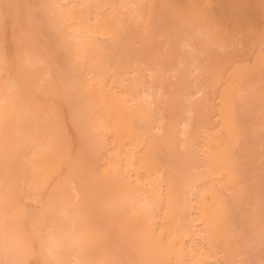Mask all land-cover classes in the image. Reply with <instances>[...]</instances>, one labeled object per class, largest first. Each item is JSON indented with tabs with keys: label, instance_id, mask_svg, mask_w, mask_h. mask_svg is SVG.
I'll list each match as a JSON object with an SVG mask.
<instances>
[{
	"label": "bare ground",
	"instance_id": "bare-ground-1",
	"mask_svg": "<svg viewBox=\"0 0 264 264\" xmlns=\"http://www.w3.org/2000/svg\"><path fill=\"white\" fill-rule=\"evenodd\" d=\"M218 0V14L229 20L252 26L257 32L256 15L251 0ZM55 3L87 2L123 5L101 10L75 30L66 29L55 44H41L43 64L36 69L49 78L47 105L58 110L68 143L66 151L46 154L44 172L49 179L61 174L72 176L70 182L58 185L57 208L72 203L84 186L72 170L73 153L80 147V129L74 119V105L66 95V86L80 82L90 84L98 118L105 127L97 133L98 142L107 150L104 180L94 191L97 205L88 223L73 225L69 215L50 213L52 236L57 241V255L66 261H88L102 257L94 240L120 247H134L142 260L157 264H233L246 257L252 264L264 258V171L260 160V123L241 132L243 115L241 94L253 98L259 113L264 88V66L259 45L249 49L241 63L227 69L214 58H205L198 74L183 69L175 75L154 74L148 98L140 89L134 104L125 103L121 95L128 74L151 63L153 57H164L169 42L170 25L158 24L161 11H172L173 24L187 21L207 28L208 20L199 9L179 6L213 4L214 0H53ZM176 5L174 10L132 8L131 5ZM240 15V17L238 16ZM70 23V21H68ZM108 41L109 47L89 45L90 55L76 59L63 46L73 48V35ZM115 37L121 41L113 44ZM44 40L43 34L38 38ZM11 40V37H10ZM172 51H175L173 44ZM138 80L149 79L141 71ZM198 89V92H197ZM197 92L195 99L193 93ZM15 101V91L7 71L0 67V249L7 234L9 242L23 243L29 238L30 202H21L17 194L19 170L30 167L22 157L10 165L6 183L3 161L4 117ZM20 124L9 121L13 144L22 139L30 125L19 113ZM249 139L255 144L250 158ZM35 159V158H33ZM75 184V187L73 186ZM129 185L151 201L156 214L145 226L143 216L131 212L113 214L104 205L130 195ZM198 193L193 201L191 190ZM10 209L9 221L4 208ZM31 207H35L32 203ZM204 226L199 233L190 234ZM71 237L72 239H69ZM198 241L199 243H196ZM2 258V251H0Z\"/></svg>",
	"mask_w": 264,
	"mask_h": 264
},
{
	"label": "snow or ice",
	"instance_id": "snow-or-ice-1",
	"mask_svg": "<svg viewBox=\"0 0 264 264\" xmlns=\"http://www.w3.org/2000/svg\"><path fill=\"white\" fill-rule=\"evenodd\" d=\"M124 7L114 4H93L87 2L55 3L53 0H0V67L8 72L10 84L15 91V101L4 117L3 161L6 173V183H10L7 173L14 160L23 158L30 165L27 169L18 171L20 184L17 194L21 202H30L26 211L31 213V229L29 238L23 243L9 242L6 234L2 249L0 264H157L154 261L142 260L134 247H120L103 240H94L93 244L102 257L88 261H66L56 252L57 241L52 236L50 213L55 209L57 215L68 216L71 212L73 225L86 224L92 214L97 211L94 191L101 186L104 176L102 169L106 168L107 150L104 143L98 142L97 133L105 127V122L98 118L92 97L88 95L89 83L80 82L75 86H66V95L73 103L74 119L80 129V147L73 153L72 170L84 186L83 196L78 190L74 201L57 208L55 195L58 185L70 182L72 176L61 174L59 177L48 178L44 172L43 157L55 151H66L68 143L64 134V126L57 109L47 105L45 95L48 92L49 78L41 76L36 69L44 62L39 48L41 44H55L66 29H77L85 23L91 24V18L101 10ZM132 8H153L174 10L176 5L136 4ZM199 9L207 18V28L191 25L187 21L173 24V12L161 11L158 24L170 25L172 40L162 58L153 57L150 64L140 66L137 71L128 75L131 77L121 92L128 97L126 104H134L140 98V89H145L144 99L148 98L151 87V77L159 73L175 75L183 69L198 74L204 67L205 58H214L215 62L230 69L241 63L242 57L249 49L259 45L260 61L264 66V28L259 32L252 26H242L239 22L229 20L217 14L220 7L216 4H200L179 6ZM70 21V23L68 22ZM43 34L44 40L38 38ZM11 37V40H10ZM72 39L76 41L73 48L63 41L62 44L76 59L90 55L89 45L97 49L107 50L108 41L95 40L94 37H81L78 33ZM121 41L115 37L113 44ZM175 44V51H172ZM141 71L148 74L149 79L138 80ZM198 92V89H197ZM193 93V99L197 95ZM240 129H250L257 118L260 123V160L264 171V88L261 91V102L257 114L253 98L241 94ZM23 113L30 127L23 138H18L13 144L9 136V121L20 124L19 113ZM250 158L254 156L255 144L249 139ZM35 158V159H33ZM75 187V184L73 185ZM130 195L104 205V210L113 214L131 212L135 216H143L144 224L151 223L156 214V208L143 194L129 185ZM191 198L195 201L198 193L192 189ZM34 203L35 207H31ZM10 209L5 204L4 219L9 221ZM204 226L195 229L190 234L202 232ZM69 239H72L69 237ZM196 243H199L196 241ZM177 264H191L188 260H179ZM233 264H252L246 257ZM260 264H264V258Z\"/></svg>",
	"mask_w": 264,
	"mask_h": 264
},
{
	"label": "rangeland",
	"instance_id": "rangeland-1",
	"mask_svg": "<svg viewBox=\"0 0 264 264\" xmlns=\"http://www.w3.org/2000/svg\"><path fill=\"white\" fill-rule=\"evenodd\" d=\"M251 1L254 6V11L256 15V24L259 29L264 28V0H251ZM216 3H218V0H214L213 4ZM227 3H229V0L224 1V6L227 5ZM225 8L226 11L229 10L228 7L225 6ZM220 10H221L220 8L217 9L218 14L222 13ZM238 16L240 17V15ZM242 21L243 20H240L239 24L245 26V23Z\"/></svg>",
	"mask_w": 264,
	"mask_h": 264
}]
</instances>
